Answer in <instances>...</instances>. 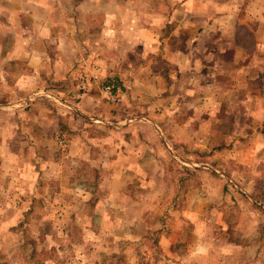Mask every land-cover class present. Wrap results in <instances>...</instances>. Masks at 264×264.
<instances>
[{
  "label": "rangeland",
  "instance_id": "obj_1",
  "mask_svg": "<svg viewBox=\"0 0 264 264\" xmlns=\"http://www.w3.org/2000/svg\"><path fill=\"white\" fill-rule=\"evenodd\" d=\"M183 1L202 5L0 0V229L46 218L47 249L66 251L63 262L80 248L91 264L108 247L104 264H264V126L244 112L257 104L218 94L222 112L203 127L199 103L193 114L170 111L166 95L152 100L167 87L153 65L158 36L189 19ZM197 94L184 96L191 104ZM173 114L193 117L178 140ZM137 149L144 169L116 176L125 189L110 190L117 155ZM21 238L16 247L40 245ZM226 239L242 247L225 251Z\"/></svg>",
  "mask_w": 264,
  "mask_h": 264
},
{
  "label": "crops",
  "instance_id": "obj_2",
  "mask_svg": "<svg viewBox=\"0 0 264 264\" xmlns=\"http://www.w3.org/2000/svg\"><path fill=\"white\" fill-rule=\"evenodd\" d=\"M200 1L202 5L194 10L183 1L179 12L180 9L188 12L189 19L176 26L172 24L165 35L166 38L158 36L159 44L156 49H159V45L163 41L164 46L163 50L159 49L156 56L153 57V65L156 67L155 74H160V77L166 81L167 87L164 89L166 93L159 90L153 94L156 98H152V100L159 103L158 96L166 95L168 97L166 108H169L170 111L187 109L186 107L192 106L193 114L197 108L195 104L199 103L204 110L202 117L196 116L199 126L210 127L214 123L211 120H216L218 114L222 112V102L218 99V94H234V96H238L234 99V104L248 103L253 99L252 103H256L257 106L253 110L248 109L249 111L244 112L250 114V119H259L256 125L262 122L261 124L264 126V115L260 114L264 111V0ZM231 1H234V5L230 3ZM169 13H173V8ZM225 72L234 82L231 89L225 90L223 87L221 89L219 87L220 77ZM198 75L201 77L200 84L191 85L189 81L185 80ZM187 94L192 96L197 94L196 98L192 99L193 103L190 104L186 101L187 98L184 95ZM185 103L187 105L184 106ZM154 105L156 109H160L159 104ZM237 112L240 114L242 110L238 109ZM176 115L173 114L175 123L170 125L173 127L171 128L173 140L177 139L182 130L187 129L193 119L192 116L186 114L187 116L183 120L175 121ZM235 125L234 122V129H236ZM254 133L252 130L248 135ZM248 146L253 147V143L246 145V150L252 149ZM218 147L219 150L223 148L221 143ZM243 147H245L244 144L240 147L234 141V155L242 153ZM146 154L144 149H137L133 156L130 153L118 154L117 161L112 164L115 166L113 167L114 171L111 172L115 173L113 175L110 173L108 177L112 184L110 190L115 188L124 190L122 184L126 180L119 182L120 180L116 176L122 175L128 178V175L133 171L143 170L141 160L146 158ZM60 157H62L60 161H63V157L67 156L61 155ZM251 158L252 161L258 163L257 169L262 167L259 163L260 160H255V155ZM108 165L112 168L111 163ZM254 169L255 167L251 168L252 173L256 172ZM27 201L30 204V200L27 199ZM186 219L191 220V218ZM18 222L22 224V230L14 227V224ZM102 222H105V218H102ZM45 223L46 218H20V220L9 218V221L0 229V232L4 229L0 233V264L84 263L83 255L85 253H81L80 248H78V252L72 248L70 251L74 257L64 262L60 255L66 254V251H61L57 247L53 251L47 249L45 240L48 236ZM21 236L24 239L39 240L40 245L25 248V244L22 243L21 247H16L17 243L12 240L16 237L19 240ZM224 244L225 251H234V247H242L241 244L227 239ZM109 249L107 247L98 250L100 253L97 254L98 258L92 260L91 264H104L105 256H109L111 253ZM224 250L220 249L221 252ZM100 256L101 260H99ZM216 264L226 263L217 262Z\"/></svg>",
  "mask_w": 264,
  "mask_h": 264
},
{
  "label": "trees",
  "instance_id": "obj_3",
  "mask_svg": "<svg viewBox=\"0 0 264 264\" xmlns=\"http://www.w3.org/2000/svg\"><path fill=\"white\" fill-rule=\"evenodd\" d=\"M114 79H117V78H114Z\"/></svg>",
  "mask_w": 264,
  "mask_h": 264
}]
</instances>
